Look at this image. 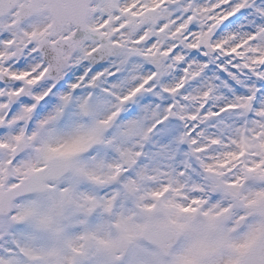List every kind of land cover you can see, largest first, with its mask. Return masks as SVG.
Segmentation results:
<instances>
[{
  "label": "clouds",
  "instance_id": "clouds-1",
  "mask_svg": "<svg viewBox=\"0 0 264 264\" xmlns=\"http://www.w3.org/2000/svg\"><path fill=\"white\" fill-rule=\"evenodd\" d=\"M209 3L205 0L208 11ZM60 6L61 14L47 10L42 23L10 39L7 47L0 50L5 63L13 57L17 61L24 59L25 68L15 69L27 72L19 91L38 97L35 104L11 120L6 119V112L0 116V123L15 122L14 138L0 140V146L8 148L3 161L8 175L0 177V189L19 193L17 202L40 199L46 203H50L51 195L68 191L66 180L58 177L46 178L48 191L35 190L31 176L26 174L30 169L34 175L47 176L49 162L43 158L42 149L44 130L52 125L46 118L50 109L44 106L56 102L58 93L83 97L89 105L103 101L95 117L87 119H94L106 138L120 143L118 129L141 116L140 106L151 101L144 99L145 93L152 91L144 85L155 77L152 88L159 85L161 90L153 95L163 96V106L157 104L159 118L144 121L143 135L155 134L162 123L179 125L177 135L183 137L181 147L188 153L187 162L184 155H177L172 165L166 166L174 180L153 184V190L163 194L155 198L148 193L139 199L129 207V219L145 223L149 207L154 215L162 216L157 209L171 200L195 209L197 221L216 218L234 236L264 224V204L250 203L256 192H264V177H259L257 171H246L257 165L264 170V99L254 105L255 93L249 97L230 93L205 73L206 65L201 62L190 61L181 68L184 57L171 56L176 46L170 42V37L175 36V21L165 0H115L112 6L103 0H62ZM154 36L157 39L150 45ZM258 36L259 33L230 32L212 41L209 29L197 36V43L212 42L210 53L216 48H223L224 53L242 49L237 55L246 58L244 63L259 67L257 62L264 61V41L253 42ZM56 53L61 54L59 63ZM145 63L153 65L155 71L146 70ZM10 69L12 65L4 67L3 72L11 75ZM142 138L125 141L136 168L146 162L138 149ZM93 152L95 148H89L85 156ZM241 152H245L243 158L239 156ZM126 165L127 159L116 163L118 171L114 175L135 182L134 172ZM178 248L177 243L169 254L162 255L161 264H172L171 253ZM133 251V246L118 248L112 264H135L138 257ZM243 264H264V242Z\"/></svg>",
  "mask_w": 264,
  "mask_h": 264
},
{
  "label": "rangeland",
  "instance_id": "rangeland-1",
  "mask_svg": "<svg viewBox=\"0 0 264 264\" xmlns=\"http://www.w3.org/2000/svg\"><path fill=\"white\" fill-rule=\"evenodd\" d=\"M171 1L174 3L180 2V0ZM103 3L112 6L115 0H103ZM247 87L251 89L255 85ZM154 96L156 99L140 106L141 116L139 118L129 121L126 125L121 126V129H118L116 136L120 137V143H117L115 138H106L95 120L87 119L88 117H95L103 106V101L98 102L96 105H89L84 99L78 98L72 105L76 98L65 97L59 98L56 102L50 101L44 106L45 109H50L46 118L52 126L44 130L43 158L47 161L54 155L66 157L73 155L77 157L76 160L75 157L72 158V174L68 176L69 178L63 179L66 180L69 186L68 191L53 194L49 197L51 203L55 202L56 199H60L61 204L71 205L69 209L75 214L76 221L77 247L62 246L61 260L58 264H64L69 260L72 261V264H84L86 263L84 260H88L87 264H112L113 253L117 250L116 242L119 234L125 232L126 237L133 235L138 238L141 228L150 224V221L156 225H171L180 232L183 231L187 237L183 240L182 245L188 247L190 251L199 248L200 256L206 245H212L217 241L210 230L203 231L204 236L198 235L201 224L190 217L194 214L195 209L182 207L171 200L161 204L162 216L151 219L149 216L151 207H149L147 209L148 218L145 223L133 222L129 219L128 209L130 206H135L139 199L144 198L148 193L155 198H159L163 194L154 191L153 184L174 180V177L170 175V168L166 166L172 165L177 155H184V162H187L188 153L183 152L181 147L184 143L183 137L177 135L179 125L164 123V126L159 128L155 134L143 135L144 121L159 118L160 109L157 108V104L163 106V96ZM136 103L139 104V101H136ZM49 112H52L51 115H49ZM10 135H12L11 130L0 138H6ZM132 137H143L140 139L138 149L146 158V162L139 168L132 164L133 156L131 152L126 151L125 141ZM53 144H59L60 147H52ZM3 147L6 148L7 146ZM89 148H95V152L89 156L81 157L80 154L87 152ZM239 156L243 158L245 152H241ZM5 157L6 155L0 157V167L3 165ZM124 159L128 160L126 166L129 167V170L134 172L135 182L122 180L118 187L114 178V172L117 170L114 165ZM239 162L237 160V163ZM242 171H245V169L242 168ZM246 171H257L259 177H264V170H259V165L255 169L248 168ZM31 173L30 169L26 170L27 175ZM2 175L7 177L8 173L5 169L2 170ZM46 191H48L47 188ZM116 197H121V202L120 205H115V208H119V213L114 219L113 217L109 218L107 211L105 216L103 212H100L102 216L98 214L93 221H88L94 209H98L100 206L105 210L110 208L111 204L109 205V203ZM263 199L264 192H256V198L250 203H258ZM45 203L42 202L41 204ZM45 205H35L28 201V207L25 211L33 217V225L29 230L31 242L32 240H43V238L45 240L48 237V232L45 231H51L55 212L52 205L56 210L61 207L57 203H46ZM33 213L35 216H33ZM212 218L214 221L217 220L210 217L209 221ZM214 224L226 230L220 221L217 220V223ZM259 225L257 224L254 229H260ZM40 232H43V238H39ZM69 234L66 232L65 235H61L69 238ZM220 242H224V240ZM137 245V249L133 252L134 257H138L135 264H153L152 260L156 261L154 264H161V256L155 249L139 240H137ZM32 246L31 244L30 247L32 248ZM73 246L75 245L73 244ZM33 251L40 255L41 260H16L17 264H57L56 260H49L50 253L44 248V243L35 246ZM198 253L199 251L196 255ZM186 258H189V256H183L179 260L180 262L175 264H195L197 262V260H185Z\"/></svg>",
  "mask_w": 264,
  "mask_h": 264
},
{
  "label": "snow or ice",
  "instance_id": "snow-or-ice-1",
  "mask_svg": "<svg viewBox=\"0 0 264 264\" xmlns=\"http://www.w3.org/2000/svg\"><path fill=\"white\" fill-rule=\"evenodd\" d=\"M165 3L170 5L171 19L175 21L172 25L175 36L170 37V42L176 46L172 49L171 56L180 54L184 57L181 68L190 61L201 62L206 65L205 73L217 79L230 93L244 97L255 93L254 105L264 99V61L257 62L259 67H250L244 63L245 57L237 55V52L242 49L233 48L230 52L224 53L223 48H216L210 53L212 42L197 43V36H203L209 29L212 32V41H217L230 32L259 33L253 42L264 41V0H210L207 5L210 11L205 8V0H180L179 3L165 0ZM10 39L9 33L0 36V40L9 41ZM156 39L157 37L154 36L149 44L154 43ZM55 55L59 63L61 54L56 53ZM8 65H12V69L9 70L11 75L3 72V68ZM24 68V59L17 61L15 57L0 66V75L3 76L0 79V116L6 112L7 120L25 112L38 99V97L19 91L24 84L22 77L27 72H17L15 69ZM145 69L155 71V67L149 63H145ZM154 84H156V78L152 77L144 85L145 88L152 89L151 92L145 93L144 99H156L153 93L161 89L159 85L153 89ZM251 85L255 87L251 89L247 87ZM163 126V123L158 125L159 128ZM8 132L9 128L6 125L0 126V136ZM16 211L13 209V212ZM0 264H17V261L13 253L8 252L0 255Z\"/></svg>",
  "mask_w": 264,
  "mask_h": 264
},
{
  "label": "flooded vegetation",
  "instance_id": "flooded-vegetation-1",
  "mask_svg": "<svg viewBox=\"0 0 264 264\" xmlns=\"http://www.w3.org/2000/svg\"><path fill=\"white\" fill-rule=\"evenodd\" d=\"M62 0H0V36L5 33H9L11 39L17 38L23 35L28 29L34 28L43 22L45 19V12L51 9L54 13L60 14L63 9L60 6ZM29 14H33L31 19H26ZM0 50L7 47L8 41L0 40ZM4 63L3 58H0V66ZM27 74L23 75L26 76ZM0 77H3L0 75ZM10 90V89H9ZM26 94L32 95L30 92H25ZM7 125L9 131H12V135L6 137L11 141L14 137L15 122L12 123H1L0 126ZM6 140V139H5ZM4 165L0 167V177H3L2 170ZM3 189H0V192ZM28 207V200L14 202L11 207V213L7 217H0V255L3 253L1 249H8L9 252L13 253L15 260H30V255H35L33 249L38 244V242L32 241V248L30 247V237H29V222L30 217L26 213V208ZM16 209V212H13ZM54 220V221H53ZM23 221L25 225L18 227L17 222ZM62 227V214L58 212L52 219L51 230L54 233V239L49 240V245L46 251L50 253V257L53 260H61L60 246L63 242V237L61 233ZM231 246L228 248L230 250L229 255L224 253L225 247L222 244L218 245L220 252H216L215 260H220V264H236L242 259L245 252L253 244L254 240L252 236H247V238L233 236L231 238ZM72 244L76 241V235L74 230L70 229L69 238H65ZM244 241L246 244H244ZM8 253V252H7ZM225 254V255H221ZM183 258V257H182ZM203 260L199 257H189L185 260ZM197 264H201L197 261Z\"/></svg>",
  "mask_w": 264,
  "mask_h": 264
},
{
  "label": "water",
  "instance_id": "water-1",
  "mask_svg": "<svg viewBox=\"0 0 264 264\" xmlns=\"http://www.w3.org/2000/svg\"><path fill=\"white\" fill-rule=\"evenodd\" d=\"M68 171V163L65 158L61 157H55L49 160V168L47 170V176H41V175H31V187L38 191H43V184L46 181L47 177H58L61 178L65 172ZM11 192H5L2 195L0 204L3 202V200L7 199V203L9 204L11 199L13 198L11 196ZM19 193H16L17 197ZM261 205V204H260ZM257 205V206H260ZM158 212H160V209H157ZM152 216H155L152 212ZM149 231L146 232L148 234ZM150 241V240H149Z\"/></svg>",
  "mask_w": 264,
  "mask_h": 264
}]
</instances>
